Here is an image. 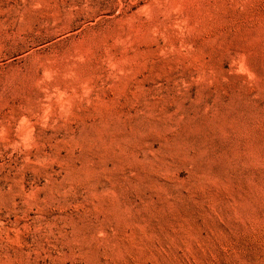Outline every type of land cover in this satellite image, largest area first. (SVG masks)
Masks as SVG:
<instances>
[{"label":"rangeland","instance_id":"1","mask_svg":"<svg viewBox=\"0 0 264 264\" xmlns=\"http://www.w3.org/2000/svg\"><path fill=\"white\" fill-rule=\"evenodd\" d=\"M0 264H264V0H0Z\"/></svg>","mask_w":264,"mask_h":264}]
</instances>
